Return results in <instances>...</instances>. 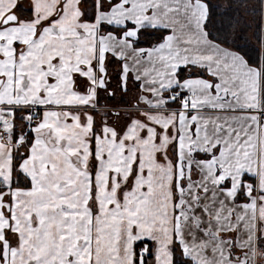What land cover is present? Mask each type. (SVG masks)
I'll return each mask as SVG.
<instances>
[{"label": "snow or ice", "instance_id": "6c2138e0", "mask_svg": "<svg viewBox=\"0 0 264 264\" xmlns=\"http://www.w3.org/2000/svg\"><path fill=\"white\" fill-rule=\"evenodd\" d=\"M0 0V264H264V0Z\"/></svg>", "mask_w": 264, "mask_h": 264}, {"label": "trees", "instance_id": "16d2710c", "mask_svg": "<svg viewBox=\"0 0 264 264\" xmlns=\"http://www.w3.org/2000/svg\"><path fill=\"white\" fill-rule=\"evenodd\" d=\"M257 2L258 0H215L214 4L219 6L216 12L218 24H221L225 31H234L238 37L242 35L254 42L258 23L255 20L257 24L252 28L248 23H245L244 19L250 16L249 6L255 5ZM251 16L258 18L257 13L251 14Z\"/></svg>", "mask_w": 264, "mask_h": 264}, {"label": "rangeland", "instance_id": "374dc122", "mask_svg": "<svg viewBox=\"0 0 264 264\" xmlns=\"http://www.w3.org/2000/svg\"><path fill=\"white\" fill-rule=\"evenodd\" d=\"M213 2H215V0H213ZM221 4H223V3H221ZM256 5L257 4H255V5H250L249 6V12H250V16L249 17H246V19H244V21H245V23H248L252 28H254L255 27V25L258 23V19H259V10H258V8H256ZM255 13H257L258 14V18H253L252 16H251V14H255ZM255 20L257 21V23H255Z\"/></svg>", "mask_w": 264, "mask_h": 264}]
</instances>
